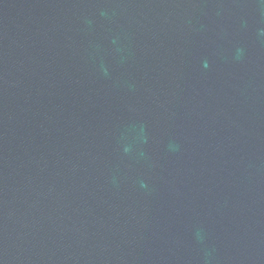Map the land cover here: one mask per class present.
<instances>
[{
  "label": "water",
  "instance_id": "1",
  "mask_svg": "<svg viewBox=\"0 0 264 264\" xmlns=\"http://www.w3.org/2000/svg\"><path fill=\"white\" fill-rule=\"evenodd\" d=\"M0 264H264V0H0Z\"/></svg>",
  "mask_w": 264,
  "mask_h": 264
}]
</instances>
